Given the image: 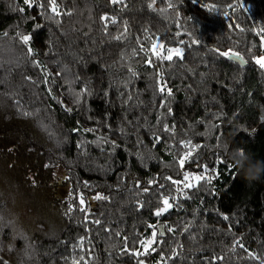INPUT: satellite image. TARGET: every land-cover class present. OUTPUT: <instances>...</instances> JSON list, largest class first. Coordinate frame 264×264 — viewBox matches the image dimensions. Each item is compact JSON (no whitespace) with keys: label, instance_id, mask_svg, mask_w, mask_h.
Wrapping results in <instances>:
<instances>
[{"label":"trees","instance_id":"16d2710c","mask_svg":"<svg viewBox=\"0 0 264 264\" xmlns=\"http://www.w3.org/2000/svg\"><path fill=\"white\" fill-rule=\"evenodd\" d=\"M58 2L72 15L51 19L50 11L23 0H0L3 264H264V173L251 182L244 176L250 167L264 169V69L256 63L264 57V0ZM102 16L116 22L105 29ZM125 29L126 38L113 39ZM18 33L31 37L28 45ZM156 41L181 48L183 58L156 59ZM213 49L238 52L246 66ZM33 60L53 82H42ZM161 71L173 93L170 115L156 91ZM163 124L175 126V135ZM187 140L201 147L184 170L200 175L206 165L216 178L186 190L189 199L157 217L160 196L175 194L164 177L183 179L176 159ZM241 149L246 158L236 164L230 153ZM137 183L150 190L140 192ZM62 186L67 196H60ZM96 194L108 199H93ZM80 207L101 224H85ZM148 225L156 226L159 243L133 255L143 251L139 240L151 237Z\"/></svg>","mask_w":264,"mask_h":264},{"label":"snow or ice","instance_id":"6c2138e0","mask_svg":"<svg viewBox=\"0 0 264 264\" xmlns=\"http://www.w3.org/2000/svg\"><path fill=\"white\" fill-rule=\"evenodd\" d=\"M23 2L28 7H33L35 5L37 7L46 9V11H50L52 15L49 18H51V19H55L56 17H59L61 15H68V16L72 15V13L69 11H66V10L63 12L61 11L60 3L58 2V0H23ZM110 2L112 4H119V3H122V0H110ZM149 6L151 7L152 5H149ZM241 6H243V5H241ZM172 7H174V5L171 2H169L168 8H172ZM229 7H231V5H229ZM214 8H215V6H211L210 10H214ZM18 10L21 12L24 11L23 8H20ZM161 11H163V9ZM225 15H227V13H225ZM100 19H101V21L105 22V29L107 28L108 22H111V23L116 22L114 19H112L111 17H108V16H102V17H100ZM126 34H127V29H125V31L123 33H121L120 36L113 37V39L120 40L122 38H126ZM5 35H7V34L5 33ZM17 35L19 36L20 42L23 45L29 44V41L31 39L30 36L20 35L19 33ZM191 43L197 44V43H199V41L193 39L191 41ZM141 51H145V50L141 49ZM212 51L217 52L218 55L221 57L234 58V59H237V60L244 62L243 58L240 56V54L238 52L220 51L219 49H213ZM32 52H33V50L29 47L27 49V54H32ZM151 53H152V55H154L156 57V59H158L160 61L173 62L174 57L177 59L183 58V50L181 48H165V46L162 43H160L159 41H156L152 45ZM133 54L134 55L136 54L135 50H134ZM145 56H146L145 63H147L149 66H151L154 63V61L148 56L147 51H145ZM32 63L34 64L35 67L42 68V70L44 72V79L42 82L44 84H49L50 82H53V81H50V79H49L51 74L48 72L46 66H42L40 64V62L34 61V60L32 61ZM256 63L259 64L262 69H264V57L257 59ZM129 71L132 73L133 76L136 75V73L131 68H129ZM58 75H59V73H58ZM27 79L31 80L30 77H28ZM156 81H157L156 82V91L161 94L163 101H164L160 105V107L161 108L167 107L168 108V114L170 115L171 114V108L168 107V98L171 97L173 95V93H172V90L170 88H168L167 83L164 81L162 71L156 73ZM33 83L34 84L39 83V81H33ZM87 92H88V89L85 88L82 90L81 94H86ZM48 93H49V95H51V88H49ZM128 99L131 100L132 96L129 95ZM69 111H71V109H69ZM24 114L27 115V113H24ZM157 123H161V121L158 120ZM162 130L165 133H169L170 135H175V126L170 127L167 124H163ZM87 131H95V129H88ZM153 139H154V143H157V144L160 143V141H161V137L159 135L154 134ZM104 142L110 143L111 147L113 149H115L116 147H119V145H116L114 141L110 142V141L105 139ZM180 144H181V147L183 149H187V151H185L183 153V155H181L180 157H178L176 159V163H177L179 169L181 170L179 174L183 177V179L182 180H176V179H173L171 176L164 177L165 180H167L171 183L172 190L175 194L161 195L160 196V198H159L160 206L154 212V215L157 217L163 215L165 212H167L169 209H172L174 206L180 207L181 205L178 203L179 198L189 199L190 197L188 196L186 190L192 189L194 187H198V185L201 181H203L205 184H210L212 179L216 178V175H217L215 172V169H213L212 173L209 174V169L206 165L201 166L202 167V173L200 175H194V174H191L188 171L184 170L185 162L188 161L192 157L193 152H195L201 146L200 145H193L190 140L181 141ZM243 154H244V150L241 149V155H243ZM217 163H224V161L222 159L218 158ZM227 167L229 170H231V169L235 168L236 165L235 164H229ZM148 183L151 185V184L156 183V181L151 180ZM158 187H163V185H158ZM136 188L139 189V191L142 193H147L150 190L147 187L141 188L139 183L136 184ZM93 199L107 200L108 198L101 195V194H96L93 197ZM78 200H79V205H81V206L85 205V198L83 195H80L78 197ZM137 207L141 208V207H143V204L140 201H137ZM78 210L85 213L84 221H83L85 224H88V223H92L95 225L101 224L100 219H94V220L90 219V214H89L87 207H80ZM224 219H228V217L225 216ZM2 224H3V217L0 216V225H2ZM148 227L153 229L151 237L148 239L139 240V244H140L141 249L143 251H140V252L134 251V252H132L133 255H144V254H146L147 250L151 247V245H153L155 243H159V240L157 239V228H156V226L155 225H148ZM104 230L108 231L111 234L110 228H105ZM167 231L174 232L175 229L168 227ZM185 231H187V228H185ZM115 235L119 236L120 233L116 232ZM159 235L160 236L164 235L163 230H160ZM121 238L123 240H127V237H121ZM84 240H85V237L80 238L78 246L83 247ZM236 244L239 247H243V245L240 244L239 241H236ZM122 251L127 252L128 249L125 248V249H122ZM152 251H155V249L153 248ZM176 255H178V253ZM250 258L256 259L257 257L254 254H250ZM217 259H221V258L217 257ZM81 260H83V258H81ZM0 264H3L2 259H0ZM73 264H80V261H73ZM85 264H87V262H85ZM138 264H143V261H139Z\"/></svg>","mask_w":264,"mask_h":264},{"label":"clouds","instance_id":"9594fccd","mask_svg":"<svg viewBox=\"0 0 264 264\" xmlns=\"http://www.w3.org/2000/svg\"><path fill=\"white\" fill-rule=\"evenodd\" d=\"M237 157H241V159L246 158L241 155V151H234L230 153V159L235 160L236 164H239L240 161L237 160ZM261 173H264V169H261L259 167H250L249 169L244 171V176L247 181L251 182L253 180H259Z\"/></svg>","mask_w":264,"mask_h":264},{"label":"rangeland","instance_id":"374dc122","mask_svg":"<svg viewBox=\"0 0 264 264\" xmlns=\"http://www.w3.org/2000/svg\"><path fill=\"white\" fill-rule=\"evenodd\" d=\"M56 180L58 183L62 184L64 181V172L63 170L59 169L56 173ZM60 196L63 197L64 195L67 196L69 194L68 187L62 186L59 189Z\"/></svg>","mask_w":264,"mask_h":264},{"label":"water","instance_id":"95a60500","mask_svg":"<svg viewBox=\"0 0 264 264\" xmlns=\"http://www.w3.org/2000/svg\"><path fill=\"white\" fill-rule=\"evenodd\" d=\"M230 60L233 61L234 63L240 65V66H243V67L246 66V62L244 60H243L244 62L237 60V59H234V58H230Z\"/></svg>","mask_w":264,"mask_h":264}]
</instances>
